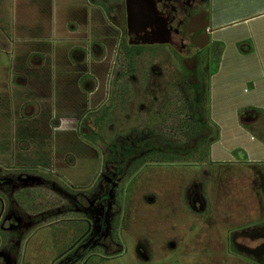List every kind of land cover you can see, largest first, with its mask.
Masks as SVG:
<instances>
[{"label":"rangeland","instance_id":"obj_1","mask_svg":"<svg viewBox=\"0 0 264 264\" xmlns=\"http://www.w3.org/2000/svg\"><path fill=\"white\" fill-rule=\"evenodd\" d=\"M208 16L189 18L190 70L153 45L118 76L124 0H0V264H252L231 235L264 219V164L251 160L264 148H245L264 140V114L239 113L247 133L224 125L212 157L206 145L130 173L137 156L119 165L111 152L118 138L168 134L173 104L207 108L220 51ZM191 73L199 85L189 90ZM229 98L219 114L236 106Z\"/></svg>","mask_w":264,"mask_h":264},{"label":"crops","instance_id":"obj_2","mask_svg":"<svg viewBox=\"0 0 264 264\" xmlns=\"http://www.w3.org/2000/svg\"><path fill=\"white\" fill-rule=\"evenodd\" d=\"M207 10L209 16L205 30L210 43L219 42L221 46L217 69L208 77L209 118L219 128V137L214 141L219 143L224 136V125H234L236 132L249 130L241 122L240 110H264V0H208ZM234 67L236 70H232ZM243 82L250 84V93L237 96L235 87ZM228 94L236 106H229L230 110L226 112L222 104L224 111L219 114L218 106L223 103L224 96L228 99ZM261 140L257 146L246 145V150L252 153L257 147L264 148ZM214 142L210 145L209 157L214 155L217 146ZM251 160L264 164L262 157L252 155ZM217 162L228 160L217 159Z\"/></svg>","mask_w":264,"mask_h":264},{"label":"trees","instance_id":"obj_3","mask_svg":"<svg viewBox=\"0 0 264 264\" xmlns=\"http://www.w3.org/2000/svg\"><path fill=\"white\" fill-rule=\"evenodd\" d=\"M213 42L212 45H220L219 43ZM144 45H133L129 44V41L124 37L120 40L119 51L122 56L121 63L124 65V70L118 73V76L133 75L135 71L136 59L141 55ZM221 52V46L220 51ZM178 56V60L184 66V68L191 69V63H187L185 58ZM186 61V63H184ZM218 59L215 61V66L211 73L216 71ZM201 65V60L199 61ZM199 65V67H200ZM199 75V68H197ZM210 73V74H211ZM197 76H188V82L190 84L189 90H192V86L197 87L199 80ZM206 107L203 108L202 104L196 100L193 103L173 104L172 110L167 113V120L169 123L170 132L168 134H154L147 135L143 140H138L137 143H131L123 141L118 138L113 141L111 146L112 155L114 151L118 150L121 153L119 165H122L126 158L130 156H137L133 161V168L130 169V173L133 169H136L144 163V161H180L183 159L188 160L200 150L202 151L206 145H208V154L210 145L216 141L219 137V128L209 118V84L207 83V98ZM258 113L264 114V110L256 109ZM244 110H240L242 112ZM108 115V108L102 111L101 116L95 119L97 124ZM88 137L94 141L95 135L88 134ZM264 141V140H263ZM160 152V153H159ZM168 153V154H166ZM206 155V154H205ZM114 157L110 156V159Z\"/></svg>","mask_w":264,"mask_h":264},{"label":"flooded vegetation","instance_id":"obj_4","mask_svg":"<svg viewBox=\"0 0 264 264\" xmlns=\"http://www.w3.org/2000/svg\"><path fill=\"white\" fill-rule=\"evenodd\" d=\"M151 1L154 4L157 21L152 28H147V32H150L149 34L152 35V37H160L162 31L166 32L169 35V42L143 44L141 43V37L139 38L134 35L129 36L126 27L125 34L127 35L129 44L132 43L133 45L144 46L163 45L172 50L175 56L179 55L185 58L194 54L195 52L192 54L186 53L190 48H195L188 37L189 18L193 12L208 13V0ZM152 32H154V35ZM231 242L233 250L237 253V256L245 260H242L243 262L264 264V219L253 221L247 226L236 230L231 235ZM239 247L246 248L249 250V253L242 251Z\"/></svg>","mask_w":264,"mask_h":264},{"label":"water","instance_id":"obj_5","mask_svg":"<svg viewBox=\"0 0 264 264\" xmlns=\"http://www.w3.org/2000/svg\"><path fill=\"white\" fill-rule=\"evenodd\" d=\"M126 12V27L129 36L141 37V43H168L169 35L161 32L160 37H152L147 28H152L156 23V12L151 0H124ZM142 33V35H141ZM154 35V32H152ZM131 43V42H130ZM136 43V42H134ZM132 44V43H131ZM240 248V247H239ZM242 251L249 253V250L242 247Z\"/></svg>","mask_w":264,"mask_h":264}]
</instances>
